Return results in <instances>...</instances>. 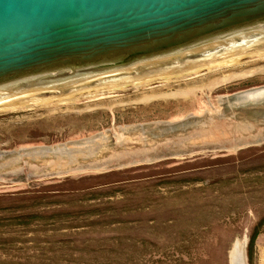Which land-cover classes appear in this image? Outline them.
I'll return each mask as SVG.
<instances>
[{
	"label": "water",
	"instance_id": "obj_1",
	"mask_svg": "<svg viewBox=\"0 0 264 264\" xmlns=\"http://www.w3.org/2000/svg\"><path fill=\"white\" fill-rule=\"evenodd\" d=\"M262 138L264 0H0V172Z\"/></svg>",
	"mask_w": 264,
	"mask_h": 264
},
{
	"label": "rangeland",
	"instance_id": "obj_2",
	"mask_svg": "<svg viewBox=\"0 0 264 264\" xmlns=\"http://www.w3.org/2000/svg\"><path fill=\"white\" fill-rule=\"evenodd\" d=\"M237 242L264 264V138L0 172V264H232Z\"/></svg>",
	"mask_w": 264,
	"mask_h": 264
},
{
	"label": "bare ground",
	"instance_id": "obj_3",
	"mask_svg": "<svg viewBox=\"0 0 264 264\" xmlns=\"http://www.w3.org/2000/svg\"><path fill=\"white\" fill-rule=\"evenodd\" d=\"M232 264H241V257H244V245L237 242L232 250ZM237 262V263H236Z\"/></svg>",
	"mask_w": 264,
	"mask_h": 264
},
{
	"label": "trees",
	"instance_id": "obj_4",
	"mask_svg": "<svg viewBox=\"0 0 264 264\" xmlns=\"http://www.w3.org/2000/svg\"><path fill=\"white\" fill-rule=\"evenodd\" d=\"M255 237H256V235L252 238V241H251V245L250 246H253L254 245Z\"/></svg>",
	"mask_w": 264,
	"mask_h": 264
}]
</instances>
